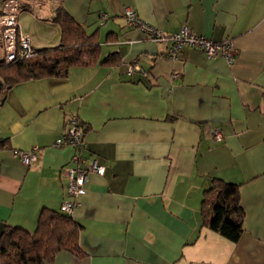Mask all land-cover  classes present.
I'll return each mask as SVG.
<instances>
[{"label":"crops","instance_id":"obj_1","mask_svg":"<svg viewBox=\"0 0 264 264\" xmlns=\"http://www.w3.org/2000/svg\"><path fill=\"white\" fill-rule=\"evenodd\" d=\"M19 4L17 21L25 13L48 31L35 30L43 44L51 31V42L60 38L51 18L63 5L95 35L100 57L117 53L119 62L72 66L65 77L1 89L0 235L6 226L34 231L42 208L72 199L83 254L60 250L48 264H264V0ZM123 7L164 33L187 26L230 39L234 59L190 46L168 58L169 42L127 25ZM130 64L146 74H128ZM71 114L87 126L82 155L104 166L87 174L77 196L68 193L64 170L73 149L53 146ZM35 145L39 155L28 165L13 152ZM213 176L239 184L244 219L236 242L203 224V191Z\"/></svg>","mask_w":264,"mask_h":264},{"label":"trees","instance_id":"obj_2","mask_svg":"<svg viewBox=\"0 0 264 264\" xmlns=\"http://www.w3.org/2000/svg\"><path fill=\"white\" fill-rule=\"evenodd\" d=\"M52 22L60 28L56 45L36 47L30 58L0 59V91L30 78L65 77L72 66L94 63L115 65L117 53L100 57V46L93 33H87L79 23L59 5L54 9ZM77 125L85 135L86 125L77 116ZM203 224L223 237L236 242L243 232L244 210L239 198V184L211 177L201 201ZM80 226L70 213L60 209H41L36 228L28 231L19 226H6L0 235V264H48L60 250L78 256Z\"/></svg>","mask_w":264,"mask_h":264},{"label":"built area","instance_id":"obj_3","mask_svg":"<svg viewBox=\"0 0 264 264\" xmlns=\"http://www.w3.org/2000/svg\"><path fill=\"white\" fill-rule=\"evenodd\" d=\"M21 10L19 0H4L0 11V44L3 49V59L6 62L15 58H30L35 55L36 47L31 38L21 32L17 21V15ZM122 15L126 24L140 29L146 38L158 41L169 42L168 58H175L183 46H190L205 53L207 57L215 55L223 56L227 62L234 59L233 44L230 39L214 41L208 37L197 35L187 26L180 27L177 31L164 33L160 28L155 27L138 17L136 12L129 7H123ZM104 15L101 16V20ZM134 70H141L137 64H130L127 73L131 74ZM77 116L74 114L65 117V131L53 143V146L60 147L64 145L71 146L73 153L70 163L64 166L65 174L68 180L67 191L72 196L85 193V182L87 174L94 172L102 174L104 166L96 162L94 158L85 157L81 151L84 145L83 132L76 122ZM220 128L213 129V139L219 141L222 139ZM14 154L19 156L23 164L28 165L31 161L37 159L39 155V146H32L28 150L15 149ZM76 202L72 199L64 200L59 209L63 212L71 213Z\"/></svg>","mask_w":264,"mask_h":264},{"label":"rangeland","instance_id":"obj_4","mask_svg":"<svg viewBox=\"0 0 264 264\" xmlns=\"http://www.w3.org/2000/svg\"><path fill=\"white\" fill-rule=\"evenodd\" d=\"M24 15L20 16L19 18V26H20V30L22 33L24 34H27V35H30L31 38H33V42L34 44L36 45L37 48L39 47H43V46H52V45H56L59 41L58 40H54L53 42H51V34H52V31L49 32L50 34V37L48 36H45V38H48V44H43V39L41 36H38L36 33H35V30H38V32L42 33V34H48V31L45 30V27H39V28H36L33 26L34 24V19L31 15H28V14H25L23 13ZM36 36V37H35ZM57 42V43H56ZM3 55V52L2 50L0 49V57ZM3 57V56H2Z\"/></svg>","mask_w":264,"mask_h":264}]
</instances>
